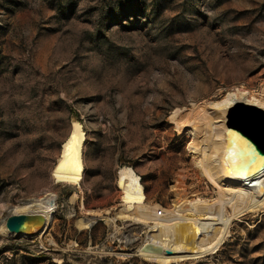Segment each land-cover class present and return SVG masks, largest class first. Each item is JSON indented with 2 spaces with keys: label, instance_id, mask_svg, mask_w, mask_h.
I'll return each instance as SVG.
<instances>
[{
  "label": "rangeland",
  "instance_id": "374dc122",
  "mask_svg": "<svg viewBox=\"0 0 264 264\" xmlns=\"http://www.w3.org/2000/svg\"><path fill=\"white\" fill-rule=\"evenodd\" d=\"M240 84H264V0H0V224L55 194L43 235L0 232V264H160L139 252L150 212L110 220L118 170L140 176L145 207L171 209L177 181L215 198L168 114ZM73 118L85 132L80 188L51 176ZM167 264H264V210L232 216L215 252Z\"/></svg>",
  "mask_w": 264,
  "mask_h": 264
},
{
  "label": "bare ground",
  "instance_id": "6f19581e",
  "mask_svg": "<svg viewBox=\"0 0 264 264\" xmlns=\"http://www.w3.org/2000/svg\"><path fill=\"white\" fill-rule=\"evenodd\" d=\"M237 101L264 108V84L259 88L235 85L218 99L193 101L171 109L168 114L175 129L188 136L187 148L194 169L201 179L215 188V198H190L181 191L175 180L171 209H163L158 204L145 207L146 194L140 176L131 166L118 170L117 182L122 189V203L110 220L113 223L118 218L146 221L148 212L149 216L156 218L151 243L159 245L160 250L144 248V245L139 247V252L148 259L167 264L215 252L228 235L232 216L264 210V157L259 156L240 135L228 129L226 123L230 107ZM84 140L82 123L73 118L71 130L51 170L54 182L80 188L85 170ZM77 195L75 192L74 196ZM54 199L55 194L50 192L16 208L20 210H13L44 212L46 224L40 231L30 235L10 232L3 221L0 232L4 235H43L53 219ZM80 204L85 208L82 200ZM85 210L93 216L103 212L92 208ZM202 219L211 221L203 222ZM93 222V218L77 219L80 228L89 227Z\"/></svg>",
  "mask_w": 264,
  "mask_h": 264
},
{
  "label": "water",
  "instance_id": "95a60500",
  "mask_svg": "<svg viewBox=\"0 0 264 264\" xmlns=\"http://www.w3.org/2000/svg\"><path fill=\"white\" fill-rule=\"evenodd\" d=\"M226 123L228 129L240 135L259 153V156L264 157V108L244 101H237L234 106L230 107ZM45 224L46 214L39 211H12L5 219V225L10 232L29 235L40 231ZM143 247L154 250L161 248L150 242L145 243Z\"/></svg>",
  "mask_w": 264,
  "mask_h": 264
},
{
  "label": "trees",
  "instance_id": "16d2710c",
  "mask_svg": "<svg viewBox=\"0 0 264 264\" xmlns=\"http://www.w3.org/2000/svg\"><path fill=\"white\" fill-rule=\"evenodd\" d=\"M11 244L12 243H8L7 246H5L1 252L7 250V248L14 249V247ZM13 263H14V260H11V261L6 260L4 264H13Z\"/></svg>",
  "mask_w": 264,
  "mask_h": 264
}]
</instances>
